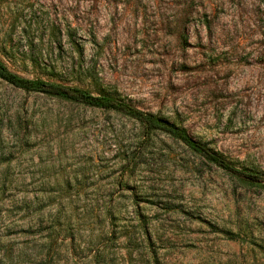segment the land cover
I'll list each match as a JSON object with an SVG mask.
<instances>
[{
    "label": "rangeland",
    "instance_id": "1",
    "mask_svg": "<svg viewBox=\"0 0 264 264\" xmlns=\"http://www.w3.org/2000/svg\"><path fill=\"white\" fill-rule=\"evenodd\" d=\"M0 58L264 176V0H0ZM0 264H264V183L0 78Z\"/></svg>",
    "mask_w": 264,
    "mask_h": 264
},
{
    "label": "trees",
    "instance_id": "2",
    "mask_svg": "<svg viewBox=\"0 0 264 264\" xmlns=\"http://www.w3.org/2000/svg\"><path fill=\"white\" fill-rule=\"evenodd\" d=\"M0 78L24 91L43 93L62 100L123 114L140 123L147 134L153 131L163 132L181 141L191 150L226 172L242 178L248 184L259 185L264 183L262 174L237 168L222 154L193 137L184 126L158 113L145 111L119 96L107 93L94 94L90 90L81 87L64 85L42 78H28L11 71L1 58Z\"/></svg>",
    "mask_w": 264,
    "mask_h": 264
}]
</instances>
